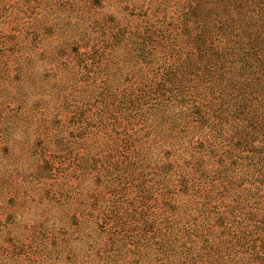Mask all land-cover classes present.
<instances>
[{
    "label": "trees",
    "instance_id": "16d2710c",
    "mask_svg": "<svg viewBox=\"0 0 264 264\" xmlns=\"http://www.w3.org/2000/svg\"><path fill=\"white\" fill-rule=\"evenodd\" d=\"M114 27L139 68L123 90L105 85L101 111L138 122L175 105L197 136L174 160H130L121 144L97 158L133 193L102 209L104 251L126 246V264H264V0H182L168 18ZM91 48L77 53L88 77L101 60Z\"/></svg>",
    "mask_w": 264,
    "mask_h": 264
},
{
    "label": "rangeland",
    "instance_id": "374dc122",
    "mask_svg": "<svg viewBox=\"0 0 264 264\" xmlns=\"http://www.w3.org/2000/svg\"><path fill=\"white\" fill-rule=\"evenodd\" d=\"M181 1L0 0V264L127 263L126 246L103 249L102 209L125 208L132 187L120 190L97 158L121 144L130 160H174L197 135L175 105L138 122L101 111L105 85L123 90L139 68L114 24L168 18ZM95 41L101 60L88 77L77 53Z\"/></svg>",
    "mask_w": 264,
    "mask_h": 264
}]
</instances>
